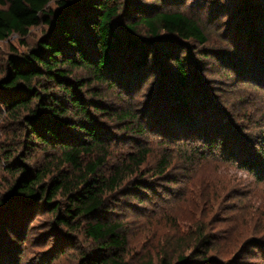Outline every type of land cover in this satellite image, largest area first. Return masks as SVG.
<instances>
[{"label":"trees","instance_id":"trees-1","mask_svg":"<svg viewBox=\"0 0 264 264\" xmlns=\"http://www.w3.org/2000/svg\"><path fill=\"white\" fill-rule=\"evenodd\" d=\"M244 2L245 13L238 23L241 46L245 41L249 47L264 45V38L258 35L264 32V0ZM50 3L55 9L49 8ZM113 3L0 0V41L16 34L24 45L31 28L46 27L45 36L27 45L24 53L9 54L0 70V118L14 128L3 157V170L12 180L8 193L0 194V264H18L15 256L20 258L31 235L26 222L38 212L48 216L43 227L46 231L33 238L49 246L43 252L46 264L63 257H71L76 264H129L125 260L123 224L108 215L110 199L129 189L138 192L145 188L143 166L148 151L139 149L110 164L112 131L107 124L121 132L146 133L142 112L125 98L132 96L126 94L146 66L147 47L132 35H116L113 20L117 6ZM139 25L152 37L164 32L178 41L207 42L199 21L179 10L141 17L129 23L127 30L132 34ZM170 47L173 52L169 60L175 71L174 76L167 77V87L175 81L176 94H168L159 109L164 105L162 112L171 116L166 105L169 102L173 114L178 105L179 110L192 115L186 93L191 68L179 59L177 44ZM260 65L252 68L255 75ZM119 88L126 92L117 91ZM109 94L116 99L112 101ZM217 143L216 137H210V148ZM224 146L228 156L232 150L227 143ZM257 148L256 156L242 158L239 166L257 167L258 179L263 180L264 141ZM169 165V157L162 156L154 175L165 174ZM207 254L202 260L212 264ZM189 259L179 256L177 262L190 264ZM159 264L171 261L163 257Z\"/></svg>","mask_w":264,"mask_h":264},{"label":"rangeland","instance_id":"rangeland-1","mask_svg":"<svg viewBox=\"0 0 264 264\" xmlns=\"http://www.w3.org/2000/svg\"><path fill=\"white\" fill-rule=\"evenodd\" d=\"M167 1L112 0L111 5L117 6L113 20L116 35H132L147 47L146 66L126 94L132 96L125 98L142 112L147 130L137 135L107 124L112 131L110 164L139 149H146L148 156L143 166L147 173L145 188L114 195L108 215L123 224L125 260L129 264H159L163 257L178 264L179 256L192 258L190 264H204L202 255L206 251L212 264H264V179H258L257 167L239 166L242 158L256 156L254 149L264 141V45L249 47L245 41L241 46L238 23L245 13L244 0ZM49 8L55 9V5L50 3ZM168 9L199 21L207 42L178 41L164 32L152 37L143 25L132 34L127 30L129 23ZM45 29L42 25L31 28L24 45L16 34L0 41V70L9 54L26 52L28 46L45 36ZM258 35L264 38V32ZM173 44H177L179 59L191 68L186 93L190 95L192 115L179 110L178 105L173 114L169 102L166 105L172 117L162 112L164 105L159 109L168 94H176L175 81L167 87V77L174 76L175 71L169 60ZM257 64L261 65L255 75L252 68ZM109 96L112 101L116 99ZM13 130L0 118V194L8 193L12 180L3 170V157L14 137ZM210 137L218 141L212 148ZM225 143L232 150L228 156ZM162 156L169 157L170 165L165 174L155 176ZM47 219L44 212H38L27 220L26 229L31 228V235L23 244L20 258L15 256L18 264H46L43 252L49 246L33 238L46 231L43 227ZM73 261L63 257L51 264H76Z\"/></svg>","mask_w":264,"mask_h":264}]
</instances>
